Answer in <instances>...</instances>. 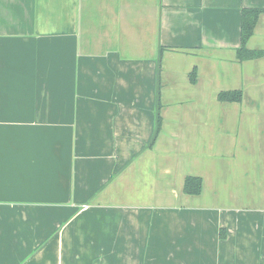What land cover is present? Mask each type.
Here are the masks:
<instances>
[{
  "label": "crops",
  "instance_id": "1",
  "mask_svg": "<svg viewBox=\"0 0 264 264\" xmlns=\"http://www.w3.org/2000/svg\"><path fill=\"white\" fill-rule=\"evenodd\" d=\"M244 8L264 51V0H0V264H264Z\"/></svg>",
  "mask_w": 264,
  "mask_h": 264
},
{
  "label": "trees",
  "instance_id": "2",
  "mask_svg": "<svg viewBox=\"0 0 264 264\" xmlns=\"http://www.w3.org/2000/svg\"><path fill=\"white\" fill-rule=\"evenodd\" d=\"M262 10L260 9H243L242 10V31H241V48L238 51L239 57H243L241 52L244 53V56L257 57L264 54V51H248L249 54H245L247 51L244 47L246 39L251 35L254 25L256 23L257 17ZM162 47L159 48L158 56L156 59L157 72L160 69V60H161ZM242 98V92L240 90L234 91H223L218 94V99L221 101H240ZM161 125V116L159 113V83L156 84V110L154 118V131L150 141V144L155 139ZM202 189V180L200 177L196 176H187L184 180L183 191L186 194L197 195L201 192Z\"/></svg>",
  "mask_w": 264,
  "mask_h": 264
}]
</instances>
